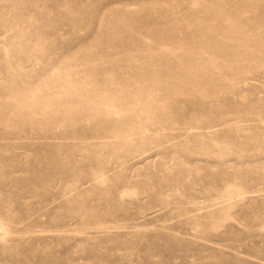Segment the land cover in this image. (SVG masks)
Returning <instances> with one entry per match:
<instances>
[{
    "label": "rangeland",
    "instance_id": "374dc122",
    "mask_svg": "<svg viewBox=\"0 0 264 264\" xmlns=\"http://www.w3.org/2000/svg\"><path fill=\"white\" fill-rule=\"evenodd\" d=\"M0 264H264V0H0Z\"/></svg>",
    "mask_w": 264,
    "mask_h": 264
}]
</instances>
